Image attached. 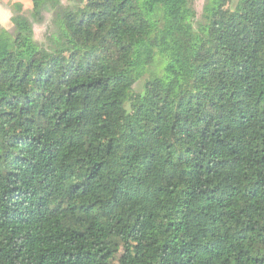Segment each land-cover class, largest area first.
<instances>
[{"label":"trees","instance_id":"1","mask_svg":"<svg viewBox=\"0 0 264 264\" xmlns=\"http://www.w3.org/2000/svg\"><path fill=\"white\" fill-rule=\"evenodd\" d=\"M14 19L0 264H264V0H33Z\"/></svg>","mask_w":264,"mask_h":264},{"label":"clouds","instance_id":"2","mask_svg":"<svg viewBox=\"0 0 264 264\" xmlns=\"http://www.w3.org/2000/svg\"><path fill=\"white\" fill-rule=\"evenodd\" d=\"M65 7L73 6L75 0H60ZM33 0H0V28L11 29L15 24V5L22 4L27 10L32 7ZM46 31V24H39L33 26L34 39H43V33Z\"/></svg>","mask_w":264,"mask_h":264},{"label":"rangeland","instance_id":"3","mask_svg":"<svg viewBox=\"0 0 264 264\" xmlns=\"http://www.w3.org/2000/svg\"><path fill=\"white\" fill-rule=\"evenodd\" d=\"M10 3H11V0H10ZM204 3H205V0H193V5H194V7H195V9H196V11L198 13V16H200L201 13H202V9H203ZM20 6L21 7H18L17 5H15L16 13H25L28 16L32 15L33 3H32V7H30L27 10L24 9L22 4H20ZM51 20H52V12L50 11V9L48 7H46L45 8V12H44V20H43V22H39V23L38 22H34V25L46 24V31L43 33V39H40V38H35L34 39V33H33V35H31L28 38V40H27V44L29 46L38 47L40 44H42V42L45 41L46 35H47V32H48V26L50 25Z\"/></svg>","mask_w":264,"mask_h":264}]
</instances>
